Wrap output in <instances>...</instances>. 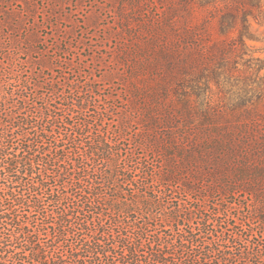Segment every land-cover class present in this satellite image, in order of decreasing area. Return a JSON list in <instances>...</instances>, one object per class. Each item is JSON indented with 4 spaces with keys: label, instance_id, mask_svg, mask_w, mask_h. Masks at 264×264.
Masks as SVG:
<instances>
[{
    "label": "trees",
    "instance_id": "trees-1",
    "mask_svg": "<svg viewBox=\"0 0 264 264\" xmlns=\"http://www.w3.org/2000/svg\"><path fill=\"white\" fill-rule=\"evenodd\" d=\"M114 15L117 118L89 82L76 99L30 78L0 93V264H264L254 234L236 252L212 238L225 224L264 230V0H121ZM245 192L250 217L219 222L212 198Z\"/></svg>",
    "mask_w": 264,
    "mask_h": 264
},
{
    "label": "rangeland",
    "instance_id": "rangeland-1",
    "mask_svg": "<svg viewBox=\"0 0 264 264\" xmlns=\"http://www.w3.org/2000/svg\"><path fill=\"white\" fill-rule=\"evenodd\" d=\"M120 1L0 0V93L8 92L11 94L12 89L15 88L13 86H16L19 79L26 80L30 78L41 82L43 87L40 90L44 94L47 93L50 99L58 96V94L76 99L80 96L77 86L80 85L82 87L84 83L89 82L96 87L101 97L105 98V102H100V108L112 107L113 111L110 112L108 118H117V112L122 108L124 100V96H122V88L124 86L120 84L118 77L112 73L114 70H118L119 67L114 61L116 58L115 46L117 44L116 31L114 29L117 18L114 15V10L119 6ZM206 13L207 10L205 9H197L186 23L193 25L204 18ZM216 15H213L214 19L211 27L206 32V37L210 39L218 37L216 34ZM253 43L261 44L260 42ZM262 72L264 73V70ZM255 80L258 81L259 77L253 74L251 81ZM8 82H13V86ZM46 82L50 84L45 85ZM52 85L55 86V89H59L58 94L53 92V95H51L52 91H48L49 88L52 89ZM81 87L80 90L82 89ZM28 94L31 95L30 92ZM109 96L112 99H106ZM34 97L33 100L36 99V101L40 102L38 96L34 95ZM54 104L57 107L64 108L68 104V100L58 97ZM65 113L71 125L73 122L76 123L80 120L79 116H69V113L73 114L74 112H69L68 108ZM89 119L94 118L89 117ZM115 124L114 128H116ZM67 129L68 133L72 132V126L68 125ZM67 129L65 128L64 130ZM136 130L133 128L128 130L126 138L135 135ZM87 134L78 137L76 140V142H81L82 152L90 144L89 140L91 137L89 136H91V133ZM115 135L114 133L107 134L110 138H115ZM61 136L58 131L54 133L56 139H60ZM52 140L54 139L52 138ZM126 143L128 142L124 140L122 143L123 148H126ZM53 144L54 142H51L49 146L52 147ZM71 146L67 142L66 148H69L67 149L69 152ZM135 151L138 156L144 155V150L139 146ZM148 160L152 163L155 157L150 155ZM181 197L188 199L189 203L187 202V206L192 205L193 196L183 193ZM254 199V196L248 195L246 192L223 196L217 193L210 204L214 206L219 202H223L221 206L222 219L218 221L224 222L230 215L238 216L241 214L244 218L250 217L252 210H254L250 204L258 202ZM226 207L227 210L225 209ZM47 208L51 209L52 206L48 205ZM260 210V216L264 217V208ZM211 211L210 208L208 212L210 216ZM214 223L216 224L217 222L215 220L212 222L210 230L214 228ZM224 226L225 229L223 230H215L216 232L212 238L221 243L231 238L229 246L233 250L234 245H238V248L249 247L245 239L252 234H254V237L251 244L258 245L260 243L264 246V230L260 229L256 220H251L249 223L246 222L245 225L238 224L236 228L227 224ZM235 232H239L240 237L233 242L232 236L236 234ZM145 250L147 249L145 248ZM237 250L235 249L233 252ZM119 252L121 253V250ZM141 253L143 254V252ZM230 262L232 264H248V261L240 262L237 260Z\"/></svg>",
    "mask_w": 264,
    "mask_h": 264
}]
</instances>
